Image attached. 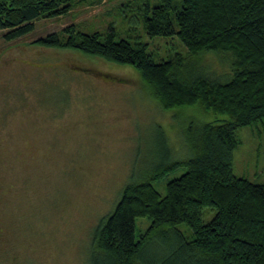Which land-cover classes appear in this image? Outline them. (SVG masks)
<instances>
[{
	"label": "rangeland",
	"instance_id": "obj_1",
	"mask_svg": "<svg viewBox=\"0 0 264 264\" xmlns=\"http://www.w3.org/2000/svg\"><path fill=\"white\" fill-rule=\"evenodd\" d=\"M159 2L75 0L68 13L36 20L17 40L0 30V264H114L95 235L124 187L150 181L164 196L187 171L159 174L194 156L186 133L212 118L200 105L165 109L135 66L33 42L53 32L66 39L72 24L76 32L146 43L157 62L180 53V76L231 79L234 51L194 54L177 34H147V9ZM236 137L234 173L264 182V124L239 127ZM215 213L206 207L205 221ZM151 222L136 219L137 238ZM174 228L167 238L191 237L185 223ZM166 246L155 238L142 259H160Z\"/></svg>",
	"mask_w": 264,
	"mask_h": 264
},
{
	"label": "trees",
	"instance_id": "obj_2",
	"mask_svg": "<svg viewBox=\"0 0 264 264\" xmlns=\"http://www.w3.org/2000/svg\"><path fill=\"white\" fill-rule=\"evenodd\" d=\"M75 0H0V30L14 41L35 29L40 18L68 13ZM151 37L177 34L191 53L232 50L236 54L233 77L221 82L209 77L180 76L186 58L157 62L143 42L116 40L113 32H58L35 43L80 50L86 54L139 69L150 93L165 109L200 105L212 118L197 131L188 130L194 156L167 166L187 171L167 184L162 196L150 181L124 187L114 210L100 220L98 249L114 264H264V182L234 173L236 129L264 124V0H160L145 16ZM216 210L209 220L204 209ZM150 217L151 225L139 238L136 219ZM191 230L174 240L167 238L175 225ZM162 237L167 243L160 259L145 260L148 243Z\"/></svg>",
	"mask_w": 264,
	"mask_h": 264
}]
</instances>
